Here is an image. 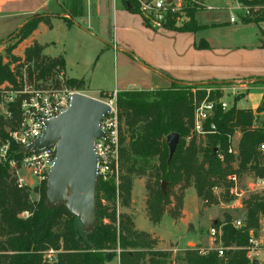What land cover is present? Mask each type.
Wrapping results in <instances>:
<instances>
[{
  "label": "trees",
  "instance_id": "obj_1",
  "mask_svg": "<svg viewBox=\"0 0 264 264\" xmlns=\"http://www.w3.org/2000/svg\"><path fill=\"white\" fill-rule=\"evenodd\" d=\"M120 1L125 10L139 14L134 0ZM251 5L262 6L264 0H253ZM37 16L30 17L16 31L20 36L19 41L29 37L37 25L43 22ZM190 19V25L180 28H174L168 22L166 29L196 32L200 27L196 25L193 15ZM261 21H264V17L243 22ZM14 47H7L4 57L0 56V85L4 82L15 84L14 75L3 62L4 58H8L13 60V64L17 63L16 67L20 66V59L11 55ZM197 48L206 46L199 43ZM41 53L42 47L36 43L24 51L23 64L34 65L38 80L47 79L56 68L63 70L61 59L50 60ZM170 83L177 87L159 91L155 95L150 90L117 92L118 171L125 175L120 176L118 186L112 179H99L96 225L91 232L79 230L76 227L78 220L64 206H48L45 182L42 183L39 201L31 202L28 189L19 188L9 175L8 167L0 164V264H45L41 252L48 249H62L57 255L56 264H106L109 256L105 253L115 250L119 251L118 264H164L163 260L170 257V253L157 250L156 240L150 234L136 230L131 216L116 215V196L121 207L127 208L131 204L133 174L146 177L145 213L153 225L159 224L164 214L175 221L181 218L184 192L188 188L194 189L204 207H211L220 202L229 204L234 201L235 197L230 193L233 186L230 176L234 175L239 182L244 176L264 179V151L260 150V146L264 145V122L258 127L254 126V113L251 110H241L235 106L223 110L216 101L203 124L205 133L198 136L193 132L194 108L189 91L215 83ZM259 83L264 84V80ZM66 86L79 89L82 81L69 79L66 80ZM198 92L197 101H201L205 95ZM107 94L110 99L113 98L112 92H100V97L105 98ZM221 96L217 95L216 98ZM213 98L210 97L208 101H213ZM10 109L17 115L15 107ZM256 112H264V99ZM122 125L126 131L122 130ZM4 127L5 122L0 119L1 141L7 138ZM173 133L178 134L179 142L170 158L165 138ZM236 133L240 134V139L237 154L232 155L228 149ZM218 155L223 156L222 161ZM162 183L165 184L164 188ZM215 189H222L223 193L217 196ZM241 204L244 210L241 228L233 226L229 215L224 217V222L214 224L221 231L223 257H218L215 249L202 253L197 248H187L183 252L184 264H250L246 247L249 245L250 233L257 238L261 219L264 221V191L262 195H250ZM25 212L29 216L21 217ZM104 220L108 223H104Z\"/></svg>",
  "mask_w": 264,
  "mask_h": 264
},
{
  "label": "crops",
  "instance_id": "obj_2",
  "mask_svg": "<svg viewBox=\"0 0 264 264\" xmlns=\"http://www.w3.org/2000/svg\"><path fill=\"white\" fill-rule=\"evenodd\" d=\"M119 1L0 0V56L4 54L5 41L10 35L33 15L47 13L52 15L48 23L40 22L29 40L42 47V55L61 59L64 77L82 81L83 92L90 90L93 80L99 77L113 80L115 89L104 91L107 93L152 91L165 83L171 84V81L227 83L241 95L239 99H234L233 95L225 96L229 108L251 110L254 116L264 113L256 112L264 99V87L259 83L264 80V21L230 23L227 17L198 20L199 11L194 15L196 25L200 27L196 32L166 28L151 31L139 14L128 12ZM199 43L206 48H197ZM80 67H84L85 72H80ZM91 98L106 101L100 93L98 98ZM249 102L251 106H248ZM136 181L127 213L136 230L163 241L164 238L153 232V226L159 227L162 220L153 225L146 217L143 183H140V204H136L133 194ZM189 189L194 191L188 188L184 192L181 218L175 221L169 217L173 225L191 223L184 219V199ZM195 198L198 205L196 194ZM208 240L210 247L207 250L216 249L218 245L209 236Z\"/></svg>",
  "mask_w": 264,
  "mask_h": 264
},
{
  "label": "built area",
  "instance_id": "obj_3",
  "mask_svg": "<svg viewBox=\"0 0 264 264\" xmlns=\"http://www.w3.org/2000/svg\"><path fill=\"white\" fill-rule=\"evenodd\" d=\"M178 0H135L139 7V15L142 17L145 26L153 31L163 29L169 22V16L177 8L174 3ZM191 7L197 9L207 7L202 0H189ZM233 0L234 5L228 6L230 23L243 22L247 19H253L256 10L264 8L262 6H252V0ZM203 11V10H202ZM31 64V63H30ZM8 67L14 75L15 84L4 82L0 85V119L5 122L4 131L7 138L0 140V164L8 167V173L11 175L19 188L35 189V181L41 184L46 181L47 174L50 171L56 154L55 146L41 149L37 152L23 154L21 149L37 139L44 130V122L50 120L70 105V99L74 94H83L84 92L72 89L66 85L63 88H43L40 86L42 80L35 78V67ZM54 75L59 81L64 80L63 70L56 68ZM37 81V84H35ZM111 107V113L103 118L100 123V129L106 133L107 139H95L93 150L97 158V178L106 181L108 178L118 174V121L113 101L106 102ZM223 110L229 109L226 103L218 101ZM11 107L17 109V115L14 114ZM215 107V102L204 101L194 110L193 132L196 135H203V124ZM214 130V127H211ZM14 146V148H12ZM264 151V145L260 146ZM228 153L237 154V150L229 147ZM219 160H223L222 155H218ZM23 173L31 177V184L24 182ZM233 186L230 193L234 197H239V181L233 175L229 177ZM254 186L264 189V179H254ZM215 191V190H214ZM236 202V199H234ZM241 208V205H240ZM233 226L239 229L243 226L242 221H235ZM260 233L264 236V221H261ZM209 239L217 244L215 250L218 251V257H223L220 236L221 231L215 227L209 229ZM217 242V243H216ZM258 246L257 238L250 233L249 245L246 247V256L250 264H256L253 255ZM258 264V263H257Z\"/></svg>",
  "mask_w": 264,
  "mask_h": 264
},
{
  "label": "rangeland",
  "instance_id": "obj_4",
  "mask_svg": "<svg viewBox=\"0 0 264 264\" xmlns=\"http://www.w3.org/2000/svg\"><path fill=\"white\" fill-rule=\"evenodd\" d=\"M119 1V0H117ZM135 1V0H134ZM120 2V1H119ZM204 4L207 7H210V9L200 8L197 9L196 7H191V3L189 0H178L174 3V6L177 7L172 15H170L169 23L173 24L174 28H180L184 25H190L191 19L190 16L194 15L195 13L199 12L198 15H196V18L198 20H210L212 18H216L217 20H223L226 17H230L229 10L227 9V6H233V0H202ZM244 2V1H243ZM246 2V1H245ZM250 4L253 3V0L251 2H248ZM138 7V5L136 4ZM139 10V7L137 8ZM203 10V11H202ZM194 12V13H193ZM38 20H41L43 22H46L49 18L52 17L51 14L47 13H39L38 14ZM264 17V8L257 9L256 15H254L253 19H247L248 21L258 20L260 18ZM245 20V21H247ZM25 23L21 26L23 27ZM167 23L165 24L164 28H167ZM150 30V29H149ZM153 31V30H151ZM31 36V35H30ZM29 36V37H30ZM19 37L17 32L8 40L5 41V49L9 46L15 45V47L12 50L11 55L15 58L20 59L18 67H22L23 60H24V51L28 47H32L33 44L35 45V42L31 43V40H29V37H27L25 40L19 41ZM37 44V43H36ZM5 54H3L2 57H4ZM42 55V53H41ZM43 57H46L42 55ZM47 59L48 58L46 57ZM3 62L8 65V67L12 66V59L4 58ZM17 65L16 62H14V65ZM15 65V67H16ZM27 67H34V65L27 64ZM80 72H85L84 67H80ZM109 67H106V69ZM35 69V68H34ZM37 73L35 71V78L37 79ZM45 79V78H44ZM43 82L40 83V86L43 88H63L66 85V78L64 77V80L61 82L58 80L57 76L54 75V72H51L50 77L43 80L42 78L39 79ZM35 84H37V81H35ZM262 87H264V84H261ZM173 86L171 84L165 83L163 86L153 89L154 95L157 94L159 91H166L173 89ZM83 87H80L77 90L82 91ZM115 89L114 82L111 78H105V79H95L93 80V84L90 87V90L84 91V93L91 97H99V93L102 90L104 91H113ZM233 86L231 84H209L204 86H198L197 88H194L189 91V93L192 95L193 98V108L199 107L204 101H208L210 97H214L213 103L216 101H220L221 103H226L227 107H229V104L227 103V100L225 96L233 95L234 99H239L241 95L238 93V91L232 90ZM198 91H201L204 93V98L201 101H197V95H199ZM117 95V92L112 93L113 98L110 99L109 95L107 94L104 98L106 101L109 102L113 101L115 103V97ZM217 95H222L221 98L217 99ZM236 96V97H235ZM156 99V97H155ZM248 106H251V103H247ZM1 112V110H0ZM264 122V113L263 114H256L254 116V126H260ZM122 130L126 131V128L124 125H122ZM127 136V132L124 133ZM237 135L235 134L234 137L231 140V145L234 149H237L235 145H238L237 141ZM240 136V135H239ZM125 175L124 173H121L118 171V174L116 176L108 178L109 180L112 179L114 184L116 186L120 183V176ZM134 178L133 182L136 181L133 189L134 199L136 201V204L139 206L140 204V196H141V186L140 183H143L145 188L146 183V177H136L135 174L132 175V178ZM24 182L26 184H31V177L27 173H23ZM107 179V180H108ZM106 180V181H107ZM46 183V181H45ZM254 178L249 176H244L238 185V194H241L239 197H235V200L232 201L229 204H225L223 202H220L216 206L211 207H204L202 202L199 200L198 205L196 202L195 194L192 189H189L185 194L184 199V210H185V217L184 219L191 221V223L187 222L185 225L180 222L173 225L172 220L169 218V216H164L162 219L161 224L159 227L153 226V232H155L158 236H161V238H164L165 240L160 241L156 236L153 239L156 240L155 248L157 250L161 251H168L170 253V257L167 259H164V264H184L183 262V252L186 248H199L201 249V252L204 250H207L208 247H210V243L208 240V232L209 229L214 227L215 222H224V217L226 215H229L232 219V223L235 221H243L244 219V210L242 209V201L246 198H248L252 194H259L262 195L264 189L263 188H257V186H254ZM133 186V185H132ZM42 183L37 184L35 181V189L32 190L28 188L29 192V198L31 202L37 203L40 199V193H41ZM215 195L220 196V193H223L222 189H215L214 191ZM220 194V195H219ZM146 196V192H145ZM46 200V199H45ZM115 202V212L116 215L118 214H127V211H129L130 206L125 208L121 207L120 201L118 199V196H116ZM104 205L109 206L107 202H103ZM131 205V204H130ZM241 205V208H240ZM28 213H23L21 217L26 218L28 217ZM130 216V215H129ZM263 221V219H261ZM104 223H108L107 220H104ZM76 227L81 230V226L79 223L76 224ZM172 239V240H167ZM257 241L258 246L257 249L254 251L253 259L256 262H260L261 264H264V236L260 233V230L257 231ZM159 242H162V244H159ZM188 242V244H186ZM217 243V242H216ZM61 244V242H60ZM61 250H53L48 249L41 252L42 261L45 264H56L57 262V255ZM118 250L107 252L105 255H108L109 258L106 261V264H118Z\"/></svg>",
  "mask_w": 264,
  "mask_h": 264
},
{
  "label": "water",
  "instance_id": "obj_5",
  "mask_svg": "<svg viewBox=\"0 0 264 264\" xmlns=\"http://www.w3.org/2000/svg\"><path fill=\"white\" fill-rule=\"evenodd\" d=\"M109 113L108 103L74 94L69 107L45 121L42 134L21 149L27 154L55 146L56 154L45 183L46 202L49 207L64 206L78 220L83 232H91L96 225L99 180L93 144L95 139H107L100 123ZM165 142L171 158L179 142L178 134L168 135Z\"/></svg>",
  "mask_w": 264,
  "mask_h": 264
}]
</instances>
